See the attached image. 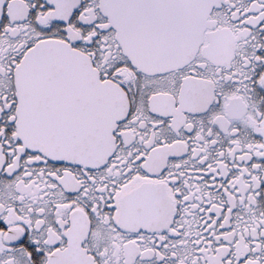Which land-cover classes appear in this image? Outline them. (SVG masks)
<instances>
[{
	"label": "snow or ice",
	"instance_id": "1",
	"mask_svg": "<svg viewBox=\"0 0 264 264\" xmlns=\"http://www.w3.org/2000/svg\"><path fill=\"white\" fill-rule=\"evenodd\" d=\"M0 264H264V0H0Z\"/></svg>",
	"mask_w": 264,
	"mask_h": 264
}]
</instances>
